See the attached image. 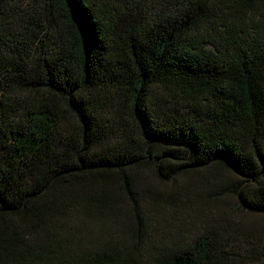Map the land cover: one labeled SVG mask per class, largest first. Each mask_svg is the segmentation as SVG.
<instances>
[{"label":"trees","instance_id":"trees-1","mask_svg":"<svg viewBox=\"0 0 264 264\" xmlns=\"http://www.w3.org/2000/svg\"><path fill=\"white\" fill-rule=\"evenodd\" d=\"M0 264H264V0H0Z\"/></svg>","mask_w":264,"mask_h":264}]
</instances>
